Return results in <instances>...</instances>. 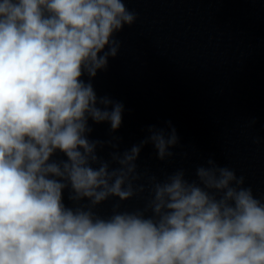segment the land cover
Instances as JSON below:
<instances>
[{"label":"clouds","instance_id":"clouds-1","mask_svg":"<svg viewBox=\"0 0 264 264\" xmlns=\"http://www.w3.org/2000/svg\"><path fill=\"white\" fill-rule=\"evenodd\" d=\"M137 18L124 0H0V264H264V195L245 176L212 157L194 178L140 169L148 144L177 155L171 121L123 151L90 139V120L122 125L92 79Z\"/></svg>","mask_w":264,"mask_h":264}]
</instances>
